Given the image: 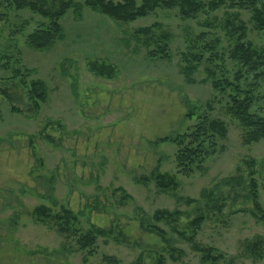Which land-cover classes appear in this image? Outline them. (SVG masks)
<instances>
[{
    "label": "rangeland",
    "instance_id": "obj_1",
    "mask_svg": "<svg viewBox=\"0 0 264 264\" xmlns=\"http://www.w3.org/2000/svg\"><path fill=\"white\" fill-rule=\"evenodd\" d=\"M75 1L81 12L62 16L63 38L37 50L27 38L47 20L0 0V264H264V138L246 143L247 130L228 112L234 91L213 87L251 83L246 75L237 81L241 65L231 58L240 37L264 50L251 10L226 5L182 19L178 9L157 8L125 23ZM90 63L115 67L114 75H98ZM37 80L48 91L35 108L29 90ZM254 97L250 110L264 117V82ZM200 116L222 121L226 135L216 136L201 169L183 174L179 146L162 139L192 133ZM157 173L178 188L159 189ZM40 206L68 209L83 232L108 235L82 250L35 213ZM157 210L178 215L157 221ZM198 217L196 241L223 259L204 262L178 234H193ZM144 218L165 238L144 229Z\"/></svg>",
    "mask_w": 264,
    "mask_h": 264
},
{
    "label": "trees",
    "instance_id": "obj_2",
    "mask_svg": "<svg viewBox=\"0 0 264 264\" xmlns=\"http://www.w3.org/2000/svg\"><path fill=\"white\" fill-rule=\"evenodd\" d=\"M10 5L16 9H29L34 13L41 15L47 20L42 26L30 34L27 38L29 45L37 50L50 48L58 39L64 36L63 29L60 25V19L71 8L77 13L81 12L82 4L75 0H8ZM140 1V3H138ZM86 5L93 10L107 15L108 17L119 22H131L139 17H144L157 8L163 9H178L182 19H193L199 13H210L218 10L222 6L228 5L232 8L250 9L252 12V21L257 30L264 32V2L263 0H86ZM139 33L148 34L149 29L145 28ZM161 57L168 56L169 48L158 47ZM152 56L157 57V53L151 52ZM202 54L191 56V64L196 60L200 62ZM231 58L241 65V69L237 72V81L246 75L251 83L247 90H242L238 83L230 82L227 79L215 80L213 87L216 90L224 91L231 88L234 95L231 96V103L228 106V112L233 117L239 120L241 126L247 130L245 136L246 143L258 142L264 138V117L251 112V107L254 103V91L261 82H264V50L259 51L253 48L250 44L242 42L240 37L236 41L231 51ZM213 61V58H209ZM187 61L190 59L187 58ZM195 65L186 68V74L189 76ZM91 71L98 75L112 77L115 72V67L104 64L90 63ZM211 76L216 73L209 71ZM47 87L41 80L33 81L30 85L29 93L33 100L35 108L39 103L44 102L47 98ZM200 120L194 127V131L190 134L178 135L175 138H163V141L172 139V142L179 146L176 162L177 168L183 174H190L194 169H201L206 158L214 152L216 136L225 137L226 127L220 120H209L207 116H200ZM1 119V111H0ZM156 184L161 190H176L178 182L168 173L153 174ZM147 179V178H146ZM236 179V178H234ZM232 182V181H231ZM253 188H256V183L252 181ZM256 201V208L261 210L257 202L256 190L253 191V196ZM35 213L45 219L54 221L59 227L60 232L66 233L68 236H74L77 244L82 250L91 248L98 237L108 235L104 229L92 227L90 230L83 232L78 227L79 219L70 210L64 209L63 214H51L45 206H40L35 209ZM178 212H170L168 210H157L154 213V219L157 221L169 218H175ZM172 218V219H173ZM142 219L141 226L146 230L155 231L157 234L165 238V232L154 224L146 223ZM204 218L198 217L191 222L193 226V234L186 235L178 232L183 240L188 242L194 251L203 254L204 262H217L223 259L222 254H212V250L198 244L195 239V230L199 229ZM177 231V230H175ZM173 255V254H172ZM114 263L115 261L109 260ZM133 264H141L140 261ZM158 264H164L159 261Z\"/></svg>",
    "mask_w": 264,
    "mask_h": 264
}]
</instances>
